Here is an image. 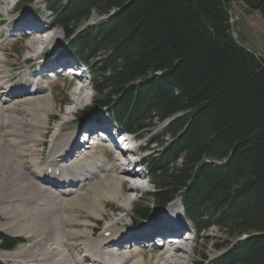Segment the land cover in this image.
Instances as JSON below:
<instances>
[{
	"label": "trees",
	"instance_id": "trees-1",
	"mask_svg": "<svg viewBox=\"0 0 264 264\" xmlns=\"http://www.w3.org/2000/svg\"><path fill=\"white\" fill-rule=\"evenodd\" d=\"M234 3L264 21V0H47V8L89 72L93 104L79 121L105 113L133 134L168 121L146 162L155 207L137 206L134 224L180 198L198 233L227 234L216 264H264V58L234 39ZM93 16L106 19L79 29Z\"/></svg>",
	"mask_w": 264,
	"mask_h": 264
},
{
	"label": "bare ground",
	"instance_id": "bare-ground-1",
	"mask_svg": "<svg viewBox=\"0 0 264 264\" xmlns=\"http://www.w3.org/2000/svg\"><path fill=\"white\" fill-rule=\"evenodd\" d=\"M8 4L0 2V17ZM43 28L27 45L35 56L39 55L35 53L38 49H42L40 54L46 49L37 45L46 46L52 39V36L45 38L48 33ZM7 39L0 45V214L7 219L0 230L30 242L12 251L0 246V260L5 264H183L190 255L185 241L191 242V238L188 239L190 230L185 221L178 215L181 203L173 204L174 217L167 218L157 230L159 234L176 233L178 245L166 247L163 254L145 260L141 255L158 249L147 251L137 245L151 240L155 230L138 232L119 226L127 224L128 206L134 201L132 194L142 184L132 185L122 176L125 170L97 156L94 148L80 151L81 141H77L80 133L67 130L76 133L70 143V134H61L63 124L50 140L49 158L43 160L44 149L39 146L44 145L42 134L47 136L51 131L48 121L54 110L53 83L43 77L60 56L46 60L32 74L24 71L16 80L8 70ZM30 75L40 79L34 81ZM76 104L79 105V99L73 101L66 116L76 112L77 108H73ZM68 120L62 121L65 124ZM91 160L96 162V170L88 169ZM95 178L88 186V181ZM106 210H114L116 214ZM90 218L106 220L103 231L95 233ZM106 247L110 250L105 251Z\"/></svg>",
	"mask_w": 264,
	"mask_h": 264
},
{
	"label": "rangeland",
	"instance_id": "rangeland-1",
	"mask_svg": "<svg viewBox=\"0 0 264 264\" xmlns=\"http://www.w3.org/2000/svg\"><path fill=\"white\" fill-rule=\"evenodd\" d=\"M4 1H8L9 4L5 7L2 17H0V20L3 21V25L0 27V45L4 43L5 40L8 38L7 40H9V45L5 53L9 61L8 70L10 71V74L13 73L14 76H16V80H17L19 79L18 78L19 75H22L25 73L24 71H27L28 73L29 67L32 64H34V61H37V56H35L34 52H30L27 49V45L30 44L33 37H29L24 40L23 39L21 40L22 38L21 30L22 28L26 30V27L31 22L30 17L33 16L32 13L35 10H40L41 13H45L44 4L42 0H19L21 4L18 5L16 12L13 15H7L8 10L11 9L14 0H12V2L11 0H0V2H4ZM230 13L234 18L238 19L237 25L234 27V30H232L233 37H236L237 42L242 44L244 47L248 48L250 51L255 52L258 57L260 56L264 58V21L262 20V17L260 16V14L257 12L250 11L245 5L241 3L232 4L230 8ZM41 18L44 19V21L46 22V24H44V27L46 29L43 28V30L47 31L48 34L45 36V38L52 36L51 41L46 46L43 44L37 45V47L44 46L46 47L45 50H47V52L41 58H44L45 60H49L52 58H56L58 56L64 57L67 54L66 49H67L68 43L64 36L63 31L53 26V23H52L53 17L50 18L49 15H44ZM100 19L101 18L97 16H93L91 19L84 22L79 27V29L82 27L84 28L87 26H94L97 24V22ZM15 20H18L16 22L17 24H12L10 26V23ZM38 21L40 20L37 17V19H35V22H38ZM24 25L26 26L23 27ZM13 29L15 30L14 31L15 36L9 37V33ZM35 50H36V47H35ZM39 50H42V49H39ZM26 59H30L31 63H28ZM61 62H64V61L61 60L56 65H59ZM65 62H70L71 64H75V61H73L70 58L69 60H66ZM49 81L50 80H48L47 82ZM51 81H52L51 83H53L52 96H53V102H54L53 114L48 121V126L51 127V131L49 132L47 136H45V134H42V137H43L42 139H44L43 140L44 145L39 146V148L43 147L44 149V152H42L43 153L42 157H43V160L45 161L49 158V149L52 145L50 143V140L56 137L54 132L60 127L61 124H63L61 134H67V135L70 134L68 136L69 137L68 141L70 143L74 141L76 133H70V132H67V130L72 131V132H77V130L80 129L81 126L84 125V124H80V122H78L77 120V116L79 115L80 112H78L75 115L72 114L71 117L65 115V113L67 112L65 108L66 104L70 107V105L73 104L74 100L77 101V99H79V105L76 104L74 105L75 107H73V108H77L76 110H78L80 107H83L84 109L85 107L89 106L91 102V97L89 93H87V96L85 95L86 91L74 97L72 94L74 85H72L69 80L63 79V78H57L56 80H51ZM70 109L71 107L69 108V110ZM55 118L57 119L54 120ZM64 118L69 119L68 122L65 124L62 121ZM101 122L105 123L106 127L108 128L110 127V124L108 123L107 120L105 121L101 120ZM160 128H158L151 135H143L144 139H141L140 142L136 143L135 148L136 149L138 148V150L141 149V151L142 150L144 151L142 154V158L148 157L150 159L152 155H157L159 148L161 149V146L157 147L156 145H152L150 141L151 138L159 134ZM45 143H47L48 145L47 149H45ZM95 150H97L99 153ZM95 150L93 151L95 152L97 156L99 157L104 156L108 160V162L111 160L110 157L102 151V149L96 148ZM45 157L46 158L48 157V158L46 159ZM77 158L78 157L74 159H77ZM70 159L72 160V158ZM87 166L89 170H96L97 168V164L94 160H91L90 162H88ZM122 176L126 178L125 175H122ZM97 177H100V176L98 175ZM95 180L96 178L93 180H89L88 186H91L95 182ZM78 186L79 185H77V187ZM147 189L149 191H152V186H148ZM179 203L180 202L178 201L176 204H179ZM140 205H142L144 208H151V209L155 207L152 198L144 194L140 195V197L137 196L136 199L134 198V201L128 206V213L126 214L127 217L125 218L127 224L119 225L121 226V228L126 229L129 227L130 229H134L133 224H134V221L137 220V218L135 217L134 210L137 206H140ZM106 211L112 215L116 214L114 210L112 211L106 210ZM170 211H172V207L170 208ZM90 221L95 225L94 226L95 233H100L101 231H103L105 224L107 223L106 220H95L92 218H90ZM138 221H139V218H138ZM6 222H7V219L3 218L2 215L0 214V225L6 224ZM150 222L151 220L149 222L144 221L143 223H150ZM185 224L190 231L193 229L192 225L188 223L187 221L185 222ZM187 227L185 229H187ZM0 233L5 236L12 237L14 239L23 240L24 241L23 244L30 242V240H27L25 238H16L14 235L8 234L2 230H0ZM227 240H228L227 234L221 231L218 227H213V228H210L200 233L196 232L195 239L193 242L192 241L189 242V240L185 241V244L187 245L186 249L189 251L190 255L187 256V259L182 261L183 264H216L221 253L223 252V250H225V249L221 250L217 248L219 246H222L223 244H226ZM1 249H2V246H1ZM109 250H110L109 247L105 248V251H109ZM165 251L166 250H160V251L157 250L156 252L154 251L151 253L146 252V254H143L141 256L145 260H147L148 257L156 256L159 253L163 254ZM3 262L4 261L0 260V264H5V262L4 263Z\"/></svg>",
	"mask_w": 264,
	"mask_h": 264
}]
</instances>
